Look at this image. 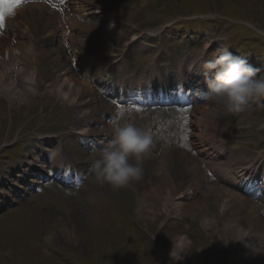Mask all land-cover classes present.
<instances>
[{
    "label": "rangeland",
    "instance_id": "1",
    "mask_svg": "<svg viewBox=\"0 0 264 264\" xmlns=\"http://www.w3.org/2000/svg\"><path fill=\"white\" fill-rule=\"evenodd\" d=\"M185 1L164 0L162 3L161 0H147L140 5L136 0H103L102 8L108 7L116 11L112 22L117 26L114 47L109 46L99 32L100 26L111 22L110 15L106 11L99 15L94 14L93 18L97 20L95 21L97 25L93 27L92 34H82L81 43L75 47L81 53L75 61L74 70L76 68L77 73L83 72L95 79L98 76L122 79L125 85H128L139 79L147 80L150 66L154 62L159 73V76L155 77L161 80L163 78L160 76L166 75V72L167 76L171 75L172 70L181 66L179 63L182 54L185 53L187 61H195V64L193 72H189L186 65L182 70L186 75L193 73V80H196L201 73V63L197 61V57L202 53L203 43L207 40L202 34L207 33V37H210V29H213L214 22L208 23L198 18L183 22V18L187 16L196 19L191 8L179 5L185 4ZM223 1L228 6L229 0ZM197 2L196 7L199 8L206 0H195V3ZM233 2L236 5L227 9L233 18L246 17V21L249 22L253 19L255 20V23L252 22L253 26L257 24L260 29H264V0ZM163 6L164 10L161 13ZM227 18L230 19L231 15H227ZM62 19L63 26L67 28L68 20L63 17ZM224 24H226L224 21L218 22V29ZM36 27L37 32L39 26ZM215 40H217L215 44L226 42L229 48H233V53L236 49L259 65L262 66L264 63L261 60V57L264 58V39L258 38L252 29L243 28L240 32L235 30L231 32L228 28L222 35L216 36ZM55 41L61 43L59 37ZM63 44L67 46L65 41ZM212 48L214 47L210 49ZM63 53L65 50L61 55ZM66 53L69 56L71 54L69 51ZM112 54L118 56H111ZM86 55L89 57L86 58ZM45 62L41 63V71L45 79H52L53 74ZM97 92L99 93V90ZM40 96L43 99L37 102L35 108H24L22 113L16 110L18 101L13 102L15 107L13 109L11 102L0 95V168L8 169L15 165L18 152H21L17 150L19 149L17 145L23 143L26 147L36 143L32 138L35 136V129L42 133L60 129L63 125L52 123L65 124L72 121L71 115L80 108L78 105L74 106L72 112H69L67 104L51 105L54 94L47 92L45 87L40 91ZM109 98L111 96L107 95L104 99L108 101ZM87 99L88 97H84V100ZM122 102L120 105L122 107H116L112 117L107 115L110 129L112 122L131 120L149 132L153 138L152 153L143 162L142 178L131 186L119 190L93 182L82 189L69 190L57 186L53 188L58 189L57 193L51 187H45L40 191L41 194L37 191L26 195L23 200L0 212V264H161V254L164 255L162 264H175L169 256L172 246L170 240L178 234L188 236L191 244L186 249L187 262L183 263L181 260L176 264H264V242L252 235L254 232L264 234L263 206L259 205L260 211L256 213V217L241 216L240 225L245 229L252 227L251 231L248 230L249 234L251 232L252 234L250 236L248 234L249 237H245L247 240L243 243L241 239L236 244L230 242L237 239L240 233L237 231L231 234L224 233L227 235L224 237L220 230L219 237L214 235V230L206 237H203L201 231L192 234L197 225L203 227L202 216L206 215L208 219L207 214L214 212L213 206L221 205V201L225 199L221 198V195H214L209 186L218 184L227 188L233 185L234 171L251 163L252 159L256 161L257 168L260 165L264 166V98L255 100V103L251 101L246 109L239 113L213 112L203 100H197L183 110L174 103L138 107L131 103V97L127 94ZM212 120H216L217 129L210 123ZM204 132L222 143L223 154L209 159L198 153L199 148L192 144L194 137L190 135L195 134L204 139ZM215 133L218 134L217 137L214 136ZM16 138H19L17 142L14 141ZM84 140L87 141L86 138ZM84 140L77 145H70L68 141L64 143V139L57 137L51 147H54L57 153L60 151L67 153L68 158L78 156L80 150H83L86 155L80 159L88 160L93 150H99L103 146L87 147ZM169 152L171 156L167 155ZM162 157L165 158L163 161L168 171L177 166L181 179L188 176L191 165L196 166L198 169L196 174L200 175L202 183L201 190H198L194 200L184 199L186 204L177 215L170 214L169 221L167 210L161 208L163 203L167 202L170 205L174 196L168 194L169 186H161V178L165 174L156 176L155 170L154 172L148 170L154 166L157 168L155 164L151 166L150 160ZM212 161L215 168H210ZM219 163L220 165H217ZM87 165L83 173L90 178L88 172L91 163ZM216 168L221 171H216ZM150 177L152 178L149 179ZM153 179L154 184L150 183L152 185L145 191L159 193L155 199V206L160 215L156 212L155 216L140 213L136 203L139 192L137 187ZM187 183L182 179L180 182H174V186L177 191H182L188 188ZM152 187L155 190H152ZM242 194L248 196L246 193ZM30 195L32 199L28 200ZM252 200L257 205L264 204V194ZM147 201L148 205L152 202L150 193ZM56 219H59L56 221L57 225L54 223ZM252 222L254 226L251 225ZM66 226L69 233L65 236L55 235V229ZM214 236L215 241L213 240L207 248L210 241L208 238ZM232 245L234 250L231 249ZM259 249L261 251H256Z\"/></svg>",
    "mask_w": 264,
    "mask_h": 264
},
{
    "label": "bare ground",
    "instance_id": "2",
    "mask_svg": "<svg viewBox=\"0 0 264 264\" xmlns=\"http://www.w3.org/2000/svg\"><path fill=\"white\" fill-rule=\"evenodd\" d=\"M90 1L92 4H95L94 0H86ZM147 0H136V3L142 5L144 2ZM96 7V8H94ZM94 9H99V6H94ZM72 11L76 13L78 17L73 18V22L77 24V26H80V29L83 28H89L91 25L90 24H84L85 18H86V13L84 12L83 6H81V0H74L73 6H72ZM29 11V14H26L29 18L31 19H40V21L43 23L42 27V32L45 35H49L51 33H59V38L61 39V43H55L53 40L47 39L46 43L47 46L44 48L43 46L36 47L35 43L31 37L27 38L25 41H13L10 37L8 36H0V94H3V97H6L8 101H26L27 99L30 98V94L28 92H32L33 90H38L39 84L42 83L48 90V92H51V90H56L57 95L60 94V92L67 91L65 95H72L73 92L78 97H85L89 96V102H82L80 104L81 109H90V112L87 113L86 115L88 116L85 121L88 120H95L96 124L99 126V129H88V125L85 124L83 126H79L76 128V133L79 134L80 137L88 135L91 141L93 142H98L97 140H101V144L104 139H107L110 136V128L108 127V121L106 117H103V114L107 113L109 109H112L111 112H109L107 115H113V106L104 101V98L95 93L93 87H91V78H84L80 79L76 71H74V64L75 58H70V56H65L67 53H61L64 50H67L69 48L68 42H67V37L68 33L66 31V27L63 26L62 22V13L55 7L44 4V3H39V2H34L27 4L26 6H23L22 8L19 9L18 15L22 13L23 11ZM92 14V12H89ZM95 26V23L92 22ZM22 31L23 33L30 35V32L28 31L27 27L25 25L22 26ZM115 32V25L114 24H108L107 26L103 27V36L106 38V41L109 44H112L113 40H115L114 36ZM80 39L81 37H77ZM65 41L66 45L63 44ZM45 44V43H44ZM16 51H20V54L23 56H30L32 58V66L30 67H24L21 62L18 61L17 58H6L7 56L13 55ZM60 55L61 58L60 59ZM6 56V57H4ZM45 58L48 61V64L53 71L55 72V79L51 83H43L41 77H40V69H39V62L37 61L38 58ZM56 59V61H55ZM70 61H69V60ZM67 60V62H65ZM69 62V63H68ZM21 76L19 79V83H14V80L18 77ZM28 92H27V91ZM76 97L72 98L71 103L75 100ZM105 110V111H104ZM83 110L78 111L73 118L79 117V114ZM99 112V113H98ZM86 116V117H87ZM91 122V121H90ZM213 124V126L217 129L218 125L216 120H212L210 122ZM72 128V127H71ZM70 128V129H71ZM40 132H36V142L38 141V136ZM63 139V138H61ZM51 141L50 138L46 139L43 143ZM42 143V144H43ZM40 144L39 146H41ZM103 145V144H102ZM34 148L30 147L26 149L27 155L32 157V159L36 160H41V155L37 154L34 152ZM213 148V147H210ZM81 152V150H80ZM171 152H169V156ZM207 156V154H205ZM25 160H29L28 157H23ZM174 155L172 159L174 160ZM66 160L64 154H61L59 158L52 159V165L58 169V171H69L66 170V168H61V165L64 163ZM70 160H73V157H70ZM165 160L164 157L159 158L158 160H150L151 166L153 164L156 165L157 168L151 167L148 170L150 172L156 173V176H160L165 174L161 178V186H169L167 188V192L172 196H176V198H173L170 202V206L164 204V207H167L169 210V214H175L177 215L179 210L186 204V202H183L184 199H193L196 197L197 193L201 190V177L200 175L196 174V170L198 171L196 166H192L191 168L188 169V176L182 177L183 182L186 181L188 182V188L186 190L182 191H177L174 182H180L182 179L180 178V173L179 170H177V166L171 169V171H168V167L166 163L163 161ZM75 164V167H81L84 166L83 164H80L81 161H79V158L76 156L75 161L73 162ZM88 162H86L87 164ZM158 163V164H156ZM177 164V161H176ZM42 165L45 166L44 160L42 162ZM199 164H197L198 166ZM58 167V168H57ZM66 167V166H65ZM87 167V166H84ZM60 169V170H59ZM62 169V170H61ZM156 169L161 170V172L156 171ZM3 178H2V183L8 182V178L11 177V173L9 174V171L7 170H2ZM18 172L17 171V175ZM90 173V171L88 172ZM7 175V177H6ZM143 176V175H142ZM12 178H18L16 176ZM146 178V173L145 177ZM150 177L149 179H151ZM14 179V180H15ZM89 179V178H87ZM22 182V180H19ZM91 181V180H90ZM148 182V183H147ZM154 179L153 180H148L146 181L145 185H142L140 187H137V195H138V211L140 213H148V214H154L156 213V208L154 207L153 201L158 198L159 193L157 194L155 191L154 192H148L145 191L146 189L149 188L150 183L154 184ZM9 183V182H8ZM10 184V183H9ZM177 185V184H176ZM28 186V185H25ZM178 187V186H176ZM233 187V186H232ZM179 188V187H178ZM181 188V187H180ZM231 188V187H230ZM230 188H224L223 186H219L218 184H214V186H209V190L215 195H221L222 197H225L223 201H221V205H216L214 207V212L211 213V215L207 214L208 218H212L213 222L211 225V220L207 219L206 215L202 216V221L201 223L204 226L210 227V225L217 230V236L219 237L220 234L218 233V229L222 232V236L224 237L227 232H230L228 234L233 233V231L240 232L237 236L240 237L242 235L243 231V225H240V219L241 216L243 217H256V213L259 210V205L263 206V204H255V202L251 198H247L246 196H243L239 190L237 189H230ZM152 190L153 189L152 187ZM199 190V191H198ZM58 189L56 190V192ZM151 191V190H150ZM148 192V194H147ZM150 193L151 196V204H147V198ZM216 200V199H215ZM220 202V201H219ZM188 203V202H187ZM211 203V202H209ZM214 205V204H212ZM202 207V206H201ZM262 209V207H261ZM160 215V212L158 213ZM59 219H56L54 223L57 225L56 221ZM217 221L218 224H217ZM222 221V222H221ZM254 221V220H253ZM256 222V221H255ZM252 222L251 225L254 226ZM257 223V222H256ZM217 224V225H216ZM218 226V227H217ZM227 229V230H226ZM252 229V227H251ZM54 230L55 235L57 234H64V236L69 233L68 232V227H62L61 229ZM57 232V233H56ZM252 234V232L249 234V236ZM179 235V234H178ZM254 238L259 237L258 240L261 242H264V234H261V232H254L252 234ZM61 236V235H60ZM177 236V235H176ZM216 236V237H217ZM227 236V235H226ZM248 235L246 236L247 238L249 237ZM62 237V236H61ZM247 240L246 238L242 240V243ZM249 242V241H248ZM237 247V246H236ZM236 249V248H235ZM256 251H261V249L256 250ZM264 251V249H263ZM183 263L187 262V256L186 253L184 255V259L182 260Z\"/></svg>",
    "mask_w": 264,
    "mask_h": 264
},
{
    "label": "clouds",
    "instance_id": "3",
    "mask_svg": "<svg viewBox=\"0 0 264 264\" xmlns=\"http://www.w3.org/2000/svg\"><path fill=\"white\" fill-rule=\"evenodd\" d=\"M201 70L208 89L202 100L213 112L239 113L251 101L264 98V75H258L259 69L227 49H218L213 58L202 63ZM110 135L101 149L90 153V178L100 186L119 190L142 178L143 162L152 153L153 138L131 120L113 122ZM170 241L169 256L176 264L184 259L191 241L184 234Z\"/></svg>",
    "mask_w": 264,
    "mask_h": 264
},
{
    "label": "snow or ice",
    "instance_id": "4",
    "mask_svg": "<svg viewBox=\"0 0 264 264\" xmlns=\"http://www.w3.org/2000/svg\"><path fill=\"white\" fill-rule=\"evenodd\" d=\"M23 2V0H17V3L19 4V3H22ZM53 7H55V5H52ZM0 21H2V17H0ZM123 113L121 112V115H122ZM183 146V145H182Z\"/></svg>",
    "mask_w": 264,
    "mask_h": 264
}]
</instances>
